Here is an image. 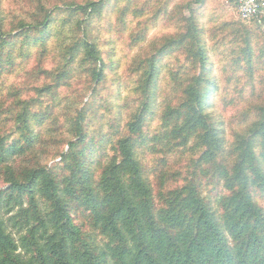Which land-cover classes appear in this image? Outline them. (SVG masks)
I'll list each match as a JSON object with an SVG mask.
<instances>
[{
	"label": "trees",
	"instance_id": "trees-1",
	"mask_svg": "<svg viewBox=\"0 0 264 264\" xmlns=\"http://www.w3.org/2000/svg\"><path fill=\"white\" fill-rule=\"evenodd\" d=\"M207 1L190 0L188 8L192 2L203 6ZM106 6L104 0L65 5L61 9L54 6L42 10V18L35 19L36 23L20 22L18 35L5 32L0 19V70L4 48L14 49L17 39L25 40L30 34H45L56 12L65 10L89 20ZM240 20L235 33L243 36L242 52L251 72V41H255L258 59L264 64V31L258 27L264 24V15L260 22L251 20L256 28ZM141 37L136 33L132 40ZM162 38L154 52L139 55L133 61L134 67L128 69L134 86L138 85L134 88L141 92L137 110L126 125V135L117 136L114 128L118 121L110 124L114 130L110 134L116 135L111 147L115 155L96 167V179L80 157L87 148L84 144L89 132L88 112L96 113L92 100L83 104L74 117L77 140L68 141V154L63 156L68 161L64 166L68 171L66 177L58 182L44 168L25 170L16 176L8 171L6 179L10 184L0 191V264H264V213L250 193L255 185L264 195V106L255 107V114L260 115L247 126V133L233 135L234 141L226 147L223 131L205 113L217 85L210 76V63L194 17L187 18L175 34ZM79 45H72L67 56L74 57ZM82 45V61L89 66L91 79L100 84L105 76L103 58L88 40H83ZM175 52L185 61L170 72L171 79L178 82L175 83L181 100L178 105L167 103L162 124L171 126L169 134L180 146L185 147L194 137L193 147L203 150L188 170L189 179L185 177L181 187L174 186L159 194L155 203L137 159L138 139L153 100L158 63ZM64 73L57 75L55 85L64 79ZM44 88L50 90L52 85L40 88L39 92ZM92 92H97L96 86ZM257 99L264 101V83L259 86ZM17 115L15 122L25 124L21 126L27 130L26 110L20 109ZM3 140L0 137V167L23 149L15 141L5 147ZM33 140L30 137L29 146ZM257 146L261 149L258 155ZM200 176L206 181L223 182L229 194L220 202L221 213L212 210L200 197ZM165 182L163 178L161 183ZM41 203L46 205L45 209L40 208ZM70 203L88 215L92 230L105 240L103 245L85 240L73 222ZM15 208L17 211L12 214Z\"/></svg>",
	"mask_w": 264,
	"mask_h": 264
},
{
	"label": "rangeland",
	"instance_id": "rangeland-1",
	"mask_svg": "<svg viewBox=\"0 0 264 264\" xmlns=\"http://www.w3.org/2000/svg\"><path fill=\"white\" fill-rule=\"evenodd\" d=\"M90 1L99 0H0V19L5 32L18 35L20 22L36 23L35 19L42 18V10ZM104 1L107 5L104 11L89 20L61 10L54 14L45 34H30L25 40L17 39L14 49L4 48L0 70V137L4 139L5 147L15 141L23 149L0 167V191L10 184L6 179L8 171L16 176L25 170L44 168L58 182L68 175L64 167L68 161L65 162L63 156L68 154V141L77 140L73 131L74 117L90 100L96 113L88 112L87 130L90 133L84 144L87 148L80 157L84 167L96 175V179L99 175L96 167L106 164L115 155L111 147L116 135L110 134V130L114 131L110 124L118 121L119 125L114 128L117 136L126 135V125L137 110L141 92L134 88L138 85L135 83L134 86V78L128 69L134 67L133 61L139 55L154 52L163 42L162 36L180 30L190 16L194 17L201 32L210 76L217 85L205 113L223 131L226 147L234 141L233 135L246 134L247 126L260 115L255 114L254 109L258 105L264 106V101L257 99L259 86L264 83V64L258 59L253 40L252 71H249V63L242 52L243 36L235 33L239 29L237 20L241 18L237 11L238 0H208L203 6L192 2L189 8L187 2L190 0ZM153 14L157 15L156 19L152 18ZM242 20V24L256 28L252 23L254 20ZM258 27L264 31V24ZM136 33L142 37L133 41L132 36ZM34 38L38 41H33ZM85 39L95 45L103 58L105 76L100 84L91 79L89 66L82 61ZM76 43L81 46L71 58L66 52ZM184 62V57L175 52L158 63L153 100L143 134L138 139L137 159L155 203H158L159 194H165L174 186L181 187L189 179L188 170L203 150L193 147L194 137L185 147L180 146L169 134L171 126L165 127L161 120L167 103L178 105L181 100L177 81L171 79L170 72ZM63 72L64 79L55 85V78ZM48 85H52L50 90L44 88L46 90L39 92ZM94 86L96 93L92 92ZM20 109L26 110L27 130L22 127L25 124L21 126L15 122ZM104 135L109 136L102 139ZM30 137L34 138L31 146L28 145ZM260 150V146L255 148L257 155ZM164 173L167 175L163 177ZM163 178L164 184L161 183ZM199 178L202 180L200 197L212 210L221 213L220 202L229 194L223 182ZM250 193L264 213L262 192L254 185ZM24 202L26 204V198ZM40 208L45 209L46 205L41 203ZM69 209L85 240L103 245L105 240L92 230L88 215L71 203ZM16 211L17 208L12 214Z\"/></svg>",
	"mask_w": 264,
	"mask_h": 264
},
{
	"label": "built area",
	"instance_id": "built-area-1",
	"mask_svg": "<svg viewBox=\"0 0 264 264\" xmlns=\"http://www.w3.org/2000/svg\"><path fill=\"white\" fill-rule=\"evenodd\" d=\"M237 11L243 20L259 21L264 15V0H238Z\"/></svg>",
	"mask_w": 264,
	"mask_h": 264
}]
</instances>
